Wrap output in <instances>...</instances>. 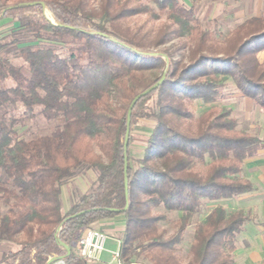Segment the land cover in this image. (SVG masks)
Returning a JSON list of instances; mask_svg holds the SVG:
<instances>
[{
    "label": "trees",
    "instance_id": "1",
    "mask_svg": "<svg viewBox=\"0 0 264 264\" xmlns=\"http://www.w3.org/2000/svg\"><path fill=\"white\" fill-rule=\"evenodd\" d=\"M140 1L0 0V19L19 23L11 43L0 44V241L19 249L4 252L0 264H47L53 257L89 264L73 244L118 217L124 219L122 264H182L184 234L205 203L216 206L195 226L190 264H234L238 237L253 216L222 203L257 192L244 164L264 149V140L239 130L229 109L214 105L196 117L192 106L220 102L232 80L264 110L258 58L264 11L218 41L180 0H148L157 9ZM35 2L45 3L59 25L31 16L43 11L40 4L27 5ZM141 14L166 16L170 24L155 37L141 35L124 24ZM46 40L62 43L66 54L35 44ZM172 40L185 41L184 47L158 50ZM10 44L27 70L3 56ZM165 71L163 84L132 112L131 132L139 119L154 127L142 157L128 149L127 200L128 109ZM38 117L57 122L52 132L21 139L18 126ZM130 140L131 134L129 146ZM81 170L97 178L64 208V187ZM127 204L125 212L110 211ZM159 208L180 214L169 237L159 227L166 215L154 214ZM58 240L71 247L69 256Z\"/></svg>",
    "mask_w": 264,
    "mask_h": 264
},
{
    "label": "rangeland",
    "instance_id": "2",
    "mask_svg": "<svg viewBox=\"0 0 264 264\" xmlns=\"http://www.w3.org/2000/svg\"><path fill=\"white\" fill-rule=\"evenodd\" d=\"M17 1V0H15ZM94 6H97L98 0H92ZM143 4H149L148 0H141ZM180 2L188 9H192L196 19L199 21L203 29H207L213 32L214 38L218 41H224L225 38L232 32L238 25L253 16H258L264 11V0H180ZM154 9L156 6L149 4ZM46 6V5H45ZM29 14L37 19H50L55 22L52 13L47 6L43 11L29 12ZM132 30L141 33V35L155 37L159 31L169 25L170 22L166 16H162L159 19H155L148 14H141L131 19L126 20L124 23ZM16 30V29H15ZM14 29L5 31L3 36H0V44L11 43L13 40L12 33ZM183 40H172L158 48V50L172 49L173 46L184 47ZM36 45L48 46L54 45L58 48L59 52L63 55L66 54V48L62 43H54L52 41H36ZM18 48L14 44H10L3 50L2 54L6 57L11 64L23 66L27 70V67L18 53ZM184 50L181 49V52ZM176 57L180 52H174ZM260 62L264 63V51L258 55ZM10 85V84H9ZM219 106L231 110L232 118L237 121L238 129L247 132L251 135L259 136L264 140V110L251 99L242 95L234 85L232 80L227 81V86L224 91V97L220 102L216 104H204L200 101L194 102L192 111L196 117H199L205 113L212 106ZM57 122H48L44 118L30 119L23 126H18L19 137L24 140H32L37 137L47 135L52 132ZM154 127V122L147 119H139L137 124L133 126L131 132V140L129 150L134 158L143 156L144 149L146 147L150 132ZM199 170L203 171L202 166H199ZM246 176V175H245ZM97 175L94 171L81 170L78 176L70 180L63 190V206L69 208L74 200H77L82 194L88 192ZM4 180V177L0 176V182ZM224 206L230 212L246 211L245 202L242 198L234 199L230 202H223ZM216 206L213 203H205L201 213L196 216L184 234V240L179 252V258L182 264H190L191 254L190 247L194 236L195 226L200 224L206 215ZM5 210V208H4ZM154 214L166 215L167 220L159 224L160 230L165 232V236L169 237L175 231L174 221H176L180 214L166 212L163 208L154 209ZM95 230H100L105 234L108 232L101 229V225H96ZM117 235V232H113V235ZM118 236V235H117ZM238 253L234 254V264H244L242 259L243 249L245 247L242 235L238 237ZM118 249L119 243L114 240H109L107 248ZM77 247V246H76ZM19 249L17 243L0 241V258L2 254L8 250L16 251ZM114 254V253H113ZM113 254L108 252L105 256L111 260ZM140 263H146L144 259L139 260ZM53 264H64L61 260L55 261ZM89 264H98V261L89 262ZM113 264L116 261L113 260Z\"/></svg>",
    "mask_w": 264,
    "mask_h": 264
},
{
    "label": "crops",
    "instance_id": "3",
    "mask_svg": "<svg viewBox=\"0 0 264 264\" xmlns=\"http://www.w3.org/2000/svg\"><path fill=\"white\" fill-rule=\"evenodd\" d=\"M19 23L12 19H0V36H3L5 31L9 29H18ZM262 110V109H261ZM264 129V126H263ZM244 172L246 177L255 185L257 192L242 197L245 202L246 212L251 213L253 219L248 222L241 233L244 241V249L242 253V259L244 264H263L264 262V149L253 158L246 160L244 164ZM101 229L108 232V240H114L119 243L118 249L107 248L103 253L98 264H113V259L109 260L105 254L108 252L116 253L120 250V238L124 231V219L118 217L111 221L100 223ZM113 232H117V235H113ZM238 244L237 251L238 253Z\"/></svg>",
    "mask_w": 264,
    "mask_h": 264
},
{
    "label": "water",
    "instance_id": "4",
    "mask_svg": "<svg viewBox=\"0 0 264 264\" xmlns=\"http://www.w3.org/2000/svg\"><path fill=\"white\" fill-rule=\"evenodd\" d=\"M40 4L44 9H45V3L43 2H35V3H30L27 5H38ZM50 20V19H48ZM53 24L55 25H59L56 22L50 20ZM166 79V71L163 74L162 78L160 79V81H158L155 85H153L152 87H150L149 89L141 92L140 94H138L133 101L131 102L129 109H128V113H127V126H126V134H125V139H124V152H125V161H124V173H125V195H126V199L128 200V195H129V191H128V157H127V153H128V149H129V139H130V134H131V117H132V112L134 107L136 106V104L144 97L148 96L149 94H151L153 91H155L156 89H158L163 82ZM128 208V204L127 206L123 209V210H117V209H111L110 211L115 212V213H120V212H125ZM60 227L57 230L58 232L60 231ZM59 244L67 251V256H69L71 254V247L64 244L63 242H61L60 240ZM74 247L77 246V242H75L73 244ZM65 259V257H53L51 259H49V261L47 262V264H53L55 261L57 260H61L63 261Z\"/></svg>",
    "mask_w": 264,
    "mask_h": 264
},
{
    "label": "built area",
    "instance_id": "5",
    "mask_svg": "<svg viewBox=\"0 0 264 264\" xmlns=\"http://www.w3.org/2000/svg\"><path fill=\"white\" fill-rule=\"evenodd\" d=\"M108 236L100 230H88L78 240L77 246L82 258L89 261H99L106 251ZM116 264H122L120 253L113 254Z\"/></svg>",
    "mask_w": 264,
    "mask_h": 264
}]
</instances>
